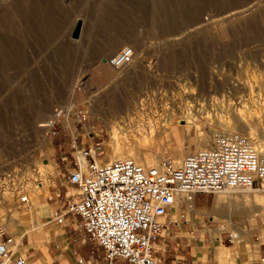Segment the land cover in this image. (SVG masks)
I'll return each mask as SVG.
<instances>
[{
	"label": "rangeland",
	"instance_id": "1",
	"mask_svg": "<svg viewBox=\"0 0 264 264\" xmlns=\"http://www.w3.org/2000/svg\"><path fill=\"white\" fill-rule=\"evenodd\" d=\"M235 12L238 17H227ZM79 19L81 35L72 38ZM125 48L133 49V63L119 70L107 60ZM263 96L264 0H0V184L19 190L21 216V222L11 218L13 209L0 192V225L18 234L39 221L34 211L50 196L62 156L72 162L98 141L100 157L111 159L110 125L137 102L198 107L199 124L189 135L177 108L166 134L137 145L156 154V163L176 156L180 162L188 151L203 149L208 135L240 132L261 144ZM230 103L248 104L250 114L242 119L227 109ZM92 131L98 135L91 140ZM50 165L54 172L47 174ZM27 185L39 204L21 201ZM239 193L264 197L256 190L217 193L229 198L234 216L246 209ZM241 217L236 223L243 230L254 227L247 214ZM234 223L225 229L238 233Z\"/></svg>",
	"mask_w": 264,
	"mask_h": 264
},
{
	"label": "built area",
	"instance_id": "2",
	"mask_svg": "<svg viewBox=\"0 0 264 264\" xmlns=\"http://www.w3.org/2000/svg\"><path fill=\"white\" fill-rule=\"evenodd\" d=\"M133 55L132 48H125L109 61L122 67ZM96 135L92 131L87 137ZM102 147V142H91L79 151L67 174L73 192L55 219L63 224L66 214L79 216L88 238L104 250L107 264H160L155 242L164 219L178 205L192 208L198 193L264 191V146L240 132L217 134L211 148L188 151L181 163L167 157L151 167L133 158L104 160ZM22 202L28 198L23 196ZM229 235L230 240L239 238L231 231ZM15 243L0 225V264H26L13 257ZM78 262L90 264L83 258Z\"/></svg>",
	"mask_w": 264,
	"mask_h": 264
},
{
	"label": "crops",
	"instance_id": "3",
	"mask_svg": "<svg viewBox=\"0 0 264 264\" xmlns=\"http://www.w3.org/2000/svg\"><path fill=\"white\" fill-rule=\"evenodd\" d=\"M66 159L61 157L63 166L59 164L60 171L49 187L50 196L43 197L34 211L39 221L31 229L11 232L16 241L13 257L24 258L26 264H79L80 258L90 264H107L104 250L88 238L79 216L68 213L63 224L55 219L73 192L67 174L74 161ZM216 194L198 193L192 208L181 204L169 210L155 242L160 264H263L264 210L256 214V227L243 230L233 224L239 236L243 231L245 237L230 240V231L223 228L239 212L234 216L229 198L223 200Z\"/></svg>",
	"mask_w": 264,
	"mask_h": 264
},
{
	"label": "bare ground",
	"instance_id": "4",
	"mask_svg": "<svg viewBox=\"0 0 264 264\" xmlns=\"http://www.w3.org/2000/svg\"><path fill=\"white\" fill-rule=\"evenodd\" d=\"M240 13V12H239ZM238 12H235V13H231L230 15H227V17H233L235 15H237ZM239 15V14H238ZM237 15V17H238ZM226 17V18H227ZM230 17V18H231ZM134 56V55H133ZM110 59H108V63L111 65ZM133 60V59H132ZM133 63V61L128 64V65H125V66H122V67H115L117 69H122V68H125L129 65H131ZM238 86V85H237ZM75 86H73L70 90V97L73 99V101L76 99V90L74 88ZM183 88V87H182ZM192 88V87H191ZM181 89V88H180ZM188 89V88H187ZM186 92V91H185ZM155 93V92H154ZM182 94V93H181ZM197 96V95H196ZM251 96V95H250ZM254 97V95H253ZM264 97V96H263ZM147 99V98H146ZM190 99V98H189ZM262 99V98H261ZM257 100L260 102V100ZM139 100H142V99H139ZM181 100V99H180ZM217 100V99H216ZM215 100V101H216ZM256 100V99H255ZM135 101V99L133 100ZM183 101V100H182ZM212 101V100H211ZM152 102V103H151ZM156 102V101H154ZM165 102V101H163ZM179 102V101H178ZM184 102V101H183ZM188 102V101H187ZM262 106L264 108V100L262 101ZM171 103V102H170ZM189 103V102H188ZM221 103V102H220ZM250 103V102H249ZM261 103V102H260ZM133 104V103H132ZM153 105V99H148L147 101L146 100H142L140 101L139 103H135V105L133 104L131 110H129L130 113H128V115L126 116L125 113L128 111H126L124 113V116L123 115V118L122 117H119L121 119H118L114 118L116 121H113L110 125V135H111V143H110V146H111V156H112V160H116V159H123V158H133L135 159L139 164H141L142 166H145V167H151L152 165H157L158 163L155 162L156 158H157V155L154 154V153H151L149 151V149H146L144 151L140 150L139 147H137V145L139 143H141V141H143L146 145L149 143V141H153V137L155 135V133H165L169 130L170 126L172 125V122L175 118V115H176V111L179 110V112L182 114L180 117L181 120L182 118H185L186 120V133L187 135L190 134L191 130H190V127H192L191 125L194 124V125H197L199 124V121L198 119L196 118L197 117V108L195 107H187L186 109H183L182 107H175V105L173 104V106L169 103H161L159 104V106H157L155 104V106L153 105L154 108V111L150 110V108L153 109V107L150 105ZM179 104V103H178ZM177 104V105H178ZM181 104V103H180ZM201 104V103H200ZM215 104V103H214ZM243 104V103H242ZM171 105V106H170ZM189 105V104H188ZM206 106V104H204ZM203 105H200L201 108H204L205 106ZM217 105V104H215ZM222 105V104H221ZM234 105V104H233ZM231 103L229 105H227V109L230 110L231 108V111L233 112H237L239 115H241L242 119H246L248 116L246 115V113L250 114V109L249 108L250 106H248V104H245L244 106L242 107H238V105H234L233 106ZM184 106V104H183ZM186 106V105H185ZM224 106V105H223ZM222 106V107H223ZM257 106V105H255ZM259 106V104H258ZM128 108V107H127ZM158 108H160L158 110ZM178 108V110H177ZM200 108V109H201ZM225 108V106H224ZM222 108V109H224ZM253 109V108H252ZM261 110V108H260ZM149 111V112H148ZM161 112V113H160ZM236 113V114H237ZM254 113V112H253ZM123 114V113H122ZM235 114V113H234ZM237 114V116H239ZM248 114V115H249ZM117 116V115H116ZM115 116V117H116ZM252 116V115H251ZM208 118V117H207ZM113 119V120H114ZM222 119V118H221ZM250 119V118H249ZM112 120V118H111ZM207 123V122H205ZM229 123V122H228ZM248 123V121H247ZM202 124V123H201ZM52 123L49 122V123H44L43 126H51ZM225 125V124H224ZM232 125V124H231ZM225 127L229 128L230 125H225ZM225 131V130H223ZM168 134V133H167ZM160 135V134H159ZM216 135V134H215ZM209 136V135H208ZM205 137L203 139V142H207V141H210V147L211 148L214 144V139L215 137ZM149 137V138H148ZM172 139V138H171ZM124 140H127L129 143V145H127ZM252 141V140H251ZM154 142V141H153ZM157 142V141H155ZM253 143L259 145V146H264V141L260 143L258 142H254L252 141ZM143 143V144H144ZM204 143H201V148L203 149H206L205 147L207 146H204L203 144ZM172 144V142H171ZM160 145V143H159ZM208 148V147H207ZM158 149V148H157ZM155 150V149H154ZM179 156H176L174 158V161L176 163H181L182 160L180 162H178L179 160ZM181 159V158H180ZM183 159V158H182ZM51 166V165H50ZM49 169H47V171H45L47 174H52L53 173V167H48ZM44 174V172H43ZM46 175V174H44ZM51 179V178H50ZM4 184V183H3ZM43 187V186H42ZM11 188V187H10ZM9 186H7V184L5 185H1L0 184V192L4 193L3 195H5V199H7V202H8V205L10 207H12L13 209V214L11 215V218H13L14 220H18L20 221L21 220V216L19 215V212L17 210V199L19 197V190L18 189H10ZM19 188V187H18ZM41 188V187H40ZM23 189L26 190V197L28 198V202H32L34 205L37 204V199L36 197L33 198L32 194H33V190H35V188L33 187H30L29 185L25 186ZM37 189V187H36ZM45 189V188H44ZM238 190V189H237ZM24 191V190H23ZM47 191V190H46ZM227 192V191H226ZM232 192V191H231ZM237 192V191H236ZM264 192V191H263ZM37 194V193H36ZM21 195V194H20ZM243 195V194H242ZM24 196V195H23ZM22 196V197H23ZM38 196V195H37ZM238 196V195H236ZM235 196V197H236ZM235 197H231L233 201H237ZM238 198L240 199V193H239V196ZM33 199V201H31ZM243 199V202H244V207L246 208L245 210L243 209L240 213H238V215H236L234 218H233V221H235L234 224H236L237 226H239L238 224L239 223H236V222H239L240 219L242 218L241 216H243V214H247L248 218L250 219V225L251 226H254L256 224V213L258 211H261L264 209V197H262L259 194H256V195H253L251 196L250 194H244L243 197L241 198ZM251 201V204H248L250 202L248 201ZM21 201H22V198H21ZM7 204V203H6ZM39 204V202H38ZM191 206H193V204H191ZM249 207V208H248ZM9 209V208H8ZM11 209V210H12ZM37 209V207H36ZM35 210V209H34ZM9 211V210H8ZM1 212V210H0ZM193 212V211H192ZM20 216V217H19ZM29 216V215H28ZM38 216V215H37ZM6 221V220H5ZM8 222V221H7ZM21 222V221H20ZM9 223V222H8ZM223 230V229H222ZM234 233H237V232H234ZM238 234V233H237ZM239 236V234H238ZM240 237V236H239Z\"/></svg>",
	"mask_w": 264,
	"mask_h": 264
},
{
	"label": "water",
	"instance_id": "5",
	"mask_svg": "<svg viewBox=\"0 0 264 264\" xmlns=\"http://www.w3.org/2000/svg\"><path fill=\"white\" fill-rule=\"evenodd\" d=\"M82 27H83V21L81 19H79L74 27V30L72 32V38H79L81 35V31H82ZM104 61H106V59H104Z\"/></svg>",
	"mask_w": 264,
	"mask_h": 264
}]
</instances>
